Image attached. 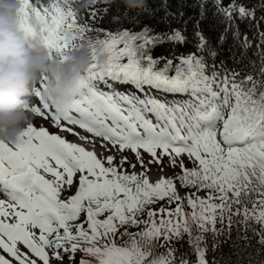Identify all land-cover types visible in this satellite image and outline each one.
Returning a JSON list of instances; mask_svg holds the SVG:
<instances>
[{"label": "snow or ice", "instance_id": "1", "mask_svg": "<svg viewBox=\"0 0 264 264\" xmlns=\"http://www.w3.org/2000/svg\"><path fill=\"white\" fill-rule=\"evenodd\" d=\"M16 3L50 60L90 63L68 111L46 77L23 98L56 133L0 142V264H186L182 240L204 264L218 221L264 222V0Z\"/></svg>", "mask_w": 264, "mask_h": 264}, {"label": "clouds", "instance_id": "2", "mask_svg": "<svg viewBox=\"0 0 264 264\" xmlns=\"http://www.w3.org/2000/svg\"><path fill=\"white\" fill-rule=\"evenodd\" d=\"M104 2L112 4L116 0ZM120 2L133 10L145 6V0H140L137 6H132L131 0ZM18 11L16 0H0V142L5 143H14L33 119L24 110L23 98L42 77L47 78L45 103L62 114L72 107L75 88L90 63L86 51L73 54L65 64L50 60L39 38L27 39L20 31Z\"/></svg>", "mask_w": 264, "mask_h": 264}, {"label": "trees", "instance_id": "3", "mask_svg": "<svg viewBox=\"0 0 264 264\" xmlns=\"http://www.w3.org/2000/svg\"><path fill=\"white\" fill-rule=\"evenodd\" d=\"M139 3L140 0H131L132 6H137ZM128 11L141 10L128 9ZM144 22L150 21L145 18ZM103 26L115 28V25L109 24L107 20ZM125 26L131 27V25ZM166 54L167 46L157 48L154 52V55ZM200 247L204 264H264V222L243 215L221 219L216 224L215 230L202 234ZM164 251L163 248L159 249L160 253ZM180 251L186 264H200L201 256L193 250L188 240L180 242Z\"/></svg>", "mask_w": 264, "mask_h": 264}, {"label": "rangeland", "instance_id": "4", "mask_svg": "<svg viewBox=\"0 0 264 264\" xmlns=\"http://www.w3.org/2000/svg\"><path fill=\"white\" fill-rule=\"evenodd\" d=\"M33 103H35V101H33ZM33 120H34V122L37 124V125H43V126H45V127H47L48 128V130H49V132H51V133H56L57 132V129H55V128H53L52 126H51V123L50 122H44V121H41V120H36L35 118H33ZM75 131H81L80 129H75ZM60 135H62V136H64V137H66L69 141H74L76 138L74 137V136H72L70 133H64V132H61V133H59ZM81 134H85L86 135V133H81ZM99 143V142H98ZM97 151L98 152H100V149L99 148H97ZM107 153H105V155H106ZM130 155V154H129ZM190 167H191V165H189ZM167 175H170L171 173L169 172V173H166ZM156 179V178H155ZM155 179H153V180H155Z\"/></svg>", "mask_w": 264, "mask_h": 264}, {"label": "bare ground", "instance_id": "5", "mask_svg": "<svg viewBox=\"0 0 264 264\" xmlns=\"http://www.w3.org/2000/svg\"><path fill=\"white\" fill-rule=\"evenodd\" d=\"M156 177L155 176H153V179H155Z\"/></svg>", "mask_w": 264, "mask_h": 264}]
</instances>
